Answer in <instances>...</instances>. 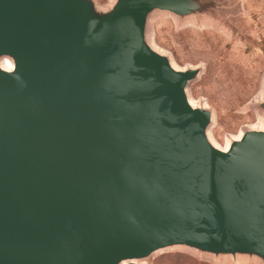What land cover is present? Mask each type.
Instances as JSON below:
<instances>
[{"label": "water", "instance_id": "water-1", "mask_svg": "<svg viewBox=\"0 0 264 264\" xmlns=\"http://www.w3.org/2000/svg\"><path fill=\"white\" fill-rule=\"evenodd\" d=\"M210 5L0 0V264H144L175 245L264 264V128L213 146L188 97L199 68L148 43L153 12Z\"/></svg>", "mask_w": 264, "mask_h": 264}, {"label": "rangeland", "instance_id": "rangeland-1", "mask_svg": "<svg viewBox=\"0 0 264 264\" xmlns=\"http://www.w3.org/2000/svg\"><path fill=\"white\" fill-rule=\"evenodd\" d=\"M97 1L109 6L113 0ZM204 1L211 3L209 9L190 16L153 12L148 30L153 46L175 67L199 68L187 87L190 101L212 111L208 133L224 147L228 137L258 124L263 115L256 106L264 99V0ZM143 263L263 264L254 257L215 256L180 246L159 250Z\"/></svg>", "mask_w": 264, "mask_h": 264}, {"label": "bare ground", "instance_id": "bare-ground-1", "mask_svg": "<svg viewBox=\"0 0 264 264\" xmlns=\"http://www.w3.org/2000/svg\"><path fill=\"white\" fill-rule=\"evenodd\" d=\"M221 24V23H220ZM224 24V23H223ZM229 28V27H228ZM231 30V29H230ZM150 35H151V33H150V31L149 30H147V37H148V43L151 45V47L154 49V50H157L154 46H153V42L152 41H150ZM159 53H162V52H160L159 50H157ZM162 54H164V53H162ZM168 56V55H167ZM170 63L172 64V65H174V63L170 60ZM0 67L2 68V69H4L5 71H11L13 68H14V65H13V63H11V61L9 60V59H5V61H1L0 62ZM175 67V66H174ZM261 95L262 96H264V82H263V85H262V93H261ZM188 97H189V94H188ZM189 100H190V97H189ZM191 102V101H190ZM192 104V103H191ZM213 114V113H212ZM214 115V114H213ZM214 121V119H213V116H212V122ZM264 128V115H259V121H258V124H256V125H250V126H247V127H243L242 128V130H241V132L239 133V135H237V136H231V137H228L227 139H226V144H225V146L224 147H221L220 145H218L217 143H215L214 141H213V139L211 138V136H210V134L208 133V137H209V139H210V141H211V143H212V145L213 146H215V147H217V148H220V149H222V150H226V149H228L229 147H230V145H231V143H232V141L233 140H235V139H237V140H239V139H241V137H242V135L244 134V131L246 130V131H248V130H262ZM175 246H178V245H175ZM169 247H173V246H167V247H161V248H159V250H162V249H165V248H169ZM159 250H157V251H159Z\"/></svg>", "mask_w": 264, "mask_h": 264}]
</instances>
